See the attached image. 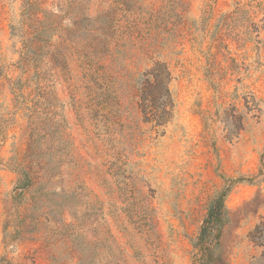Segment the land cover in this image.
<instances>
[{"label": "rangeland", "instance_id": "rangeland-1", "mask_svg": "<svg viewBox=\"0 0 264 264\" xmlns=\"http://www.w3.org/2000/svg\"><path fill=\"white\" fill-rule=\"evenodd\" d=\"M260 171L227 264L264 252V0H0V264H192L225 179Z\"/></svg>", "mask_w": 264, "mask_h": 264}, {"label": "trees", "instance_id": "trees-1", "mask_svg": "<svg viewBox=\"0 0 264 264\" xmlns=\"http://www.w3.org/2000/svg\"><path fill=\"white\" fill-rule=\"evenodd\" d=\"M143 77L145 81L140 84L142 94L143 113L147 123H153L154 127H163L169 121V106H164L161 110L155 112L150 97L156 90V84L163 85L165 93L170 96L169 83L171 74L164 64H157L155 68L147 70ZM154 109V110H153ZM263 176V172L251 179H225L224 187L213 196L210 200L207 215L203 220L198 235L192 241V264H227L224 259V251L222 245L223 232L225 227L230 223L229 210L226 202L233 189L242 183L254 184V182ZM260 181L257 182H261ZM24 188L28 184L23 185ZM251 264H264V252L253 257Z\"/></svg>", "mask_w": 264, "mask_h": 264}]
</instances>
